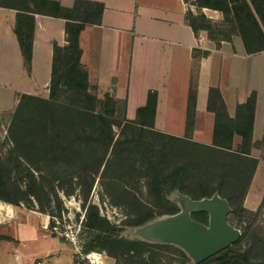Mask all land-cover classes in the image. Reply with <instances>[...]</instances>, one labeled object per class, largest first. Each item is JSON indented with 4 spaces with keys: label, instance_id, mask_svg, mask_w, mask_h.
<instances>
[{
    "label": "rangeland",
    "instance_id": "obj_1",
    "mask_svg": "<svg viewBox=\"0 0 264 264\" xmlns=\"http://www.w3.org/2000/svg\"><path fill=\"white\" fill-rule=\"evenodd\" d=\"M187 1L192 6L188 19L195 31L215 45L223 40L238 38L243 42V37L254 38L256 33L249 28L252 16L264 32V0H247L251 16L246 14L248 8L244 3L238 1ZM8 2L25 5L22 0ZM75 15L78 19L93 18L84 11ZM239 19L245 20L244 24ZM256 46L257 43L250 42L244 48L248 51ZM69 55L70 52L61 49L55 60L59 78L56 96L57 102L64 106L63 112L59 109L53 114L42 103L41 99L49 97L48 89H40L42 94H29L33 97L22 94L16 104L0 105L7 108L0 111V201L46 214L52 221L48 225L50 234L57 237L54 241L47 237L32 242V254L44 258L50 245L52 253L58 254L55 264H64L69 257L75 264H116V259L105 251L79 253L78 233L84 218L81 202L87 199L95 204L111 222L124 225L128 236L143 231L136 223L145 215H153L155 221L169 218L173 214L167 212L168 206L154 191L150 161L162 176L178 167L186 170L183 186L174 197L171 195L179 211L184 208L181 195L200 199L219 192L230 205L228 222L239 232L232 247L264 264V200L255 211L240 205L249 171L247 160L221 150L217 153L185 138L157 134L148 126L127 121L122 103H113L92 86L86 87L82 66H69L64 73ZM85 88L89 98L84 96ZM92 104L94 113L103 115L102 120L91 116L88 110L78 112ZM82 150L88 154L85 156ZM172 181L167 182L168 186ZM190 215L198 222H208L206 212ZM159 242L172 245L173 249L149 248L145 254L148 262L152 251L155 252L152 264L193 262L183 257V253H189L181 245ZM74 252L78 255L73 256Z\"/></svg>",
    "mask_w": 264,
    "mask_h": 264
},
{
    "label": "crops",
    "instance_id": "obj_2",
    "mask_svg": "<svg viewBox=\"0 0 264 264\" xmlns=\"http://www.w3.org/2000/svg\"><path fill=\"white\" fill-rule=\"evenodd\" d=\"M57 1L68 17L38 12L29 1L0 6V105L16 104L22 94H42L51 79L54 44H68L66 25L80 20L79 1L98 5L101 12L88 16L78 34L79 63L87 82L97 92L123 104L124 117L150 120L149 128L161 135L185 138L209 148L213 144L217 111L209 108V91L218 90L223 102L222 120L234 127L239 106L255 92L251 141L247 153L256 159L241 206L255 211L264 198V50L247 53L238 39L215 45L195 31L188 20L192 6L187 0H50ZM28 6L33 10V36L27 61L17 34L16 16ZM88 6V5H87ZM22 9V10H20ZM65 12V11H64ZM84 20V19H83ZM203 51L201 54H196ZM195 90L193 124L187 134L188 97ZM156 96L153 115L138 108ZM7 108L0 106V111ZM242 136L233 131L230 149L237 152ZM49 217L26 207L0 201V264H55L58 254L47 246L45 257L32 254V242L52 241ZM70 258V257H69ZM64 259V264H75Z\"/></svg>",
    "mask_w": 264,
    "mask_h": 264
},
{
    "label": "trees",
    "instance_id": "obj_3",
    "mask_svg": "<svg viewBox=\"0 0 264 264\" xmlns=\"http://www.w3.org/2000/svg\"><path fill=\"white\" fill-rule=\"evenodd\" d=\"M23 1H29L34 6V8L38 10V12L40 13L48 14L52 16L63 15L65 18H69L68 11L62 10V8L60 7L57 1H50V0H23ZM237 1L244 3L245 7L248 8L247 0H230L229 3H233V2L235 3ZM250 2H253V1L250 0ZM78 3L88 5L87 7L83 8L86 15H89L90 13H95V15H97L96 18H98L101 12V7H99L98 5L84 3L82 1H79ZM7 4H10L8 0H0V6H6ZM206 4L207 3H205L204 6H208ZM10 5L12 6L13 4L11 3ZM26 7L27 8L25 10L20 9L22 11L17 13V16H16L17 26L15 29V32L17 34L23 54L26 60L28 61L30 58V49H31L30 45H31V39L33 36L34 19H33V16L30 14V12H33V10L29 9L28 6ZM219 9L223 10L221 8ZM246 14L248 16H251V11L249 10V8L246 11ZM239 20L242 24H244L245 20H242V19H239ZM85 21L86 19L84 20L80 19L77 21L72 20V21L67 22L66 32H67L68 44L65 46L54 44L53 66H52V72H51V79L48 84L49 97L47 99H41L45 107H47V109H49L53 114H55V112L59 109L63 112V108H64L63 105H60L57 102V96H56L58 93V89H59V78L56 76L57 69L55 66L56 56L58 55V52L61 49L70 52V55L68 58V64L66 66L64 73L68 72L69 66L70 67L75 66V65L81 66V64L79 63V56H80L81 50L78 44V34L80 30L83 28ZM190 24L192 25L191 22ZM249 28H252L255 31L256 35L251 40L248 37L247 38L243 37V42L245 43L244 46L245 47L248 46V43L250 42L257 43V46L255 48L249 49L248 51L246 50V52L253 53V52L264 50V32L259 27V25L255 22V19H253V16H252V25L249 26ZM84 79H85V85L86 87H88L89 83L87 82L85 71H84ZM83 91H84V96L89 98L90 95H89L87 88H85ZM105 96L109 97L108 95H105ZM22 97H33V96L29 94H24ZM109 99L113 101V103H115V101L111 97H109ZM217 100L220 103L221 110L218 107ZM155 102H156L155 93L149 92L147 96L146 105L138 108L139 115L142 113L153 115V112L155 109ZM254 103H255V92H252L247 98V101L243 105L239 106V110L242 111L239 122L237 123L236 126L229 127L227 122H224L222 120V117L224 115V108H223V102L221 100L219 92L217 89L211 88L209 91L208 107L215 108L217 111V120L215 122L213 144L221 148L229 150L231 148L230 140H231L232 133L233 131H236L242 136V144H241L240 150H238L237 152H232V153L236 154L237 156L240 155L239 156L240 158L242 156L241 155L242 153H247L248 145L250 144V141H251ZM194 105H195V90H194V87L191 86V89L189 91V97H188V114H187V120H186L187 134H189L192 124H193V118H192L191 111ZM94 107L95 106L92 104L90 107L86 109L80 108L79 109L80 111L78 110V112L87 113V110H88L91 116L95 117L96 115L98 119L102 120L103 115L98 114V113L95 114ZM127 121H130L134 124H137L143 127H147V126L149 127V123H150V120H144V119H141L139 122H135L131 120H127ZM170 137H173V136H170ZM175 138H179V137H175ZM221 148L219 149L211 148V149H215L217 153H219V150L227 152ZM82 151L85 156L88 154L85 150H82ZM228 153H231V152H228ZM242 159L247 160L249 171H248V176L246 178L244 189L241 192V198L248 186L249 180L251 178L252 172L257 162L256 159L254 158L244 157ZM148 165L152 172L153 184L155 187L154 191L156 193L157 198L168 206V211H167L168 213L170 214L177 213L180 210L179 205L177 202L172 200L171 195L172 197H174L173 194H175L183 186V179H184V176L186 175V170L181 167H178V168H175L170 174L166 176H162L159 170L155 166H153L150 163V161L148 162ZM170 179H173V181L171 185L168 186L167 182ZM217 193L219 194V192ZM207 197H210V196H207ZM175 199L178 200L176 196H175ZM7 201L10 203H13L12 201H9V200ZM13 204L16 205V203H13ZM240 205H241V202H240ZM81 207L84 210V218H83V221L79 229V233H78L79 234V245H80L79 253L87 254L91 251L99 250V251H105L109 256L114 257L116 259V264H152L155 252L152 251L151 254H149V262H148V258L145 257V254L147 251H149V248L167 247L169 249H173L172 245H169L167 243H161L157 240L148 239L145 236H143V234L136 233V234H132V236L126 235L125 234L126 227L124 225L111 222L107 217L100 214L95 204L90 203L87 199H83V201L81 202ZM153 222H155L153 215L148 214V215L143 216L139 220V222L136 223V225L144 227ZM51 223L52 221H49V225H51ZM52 236H54V234H52ZM65 240L66 239L61 238V241H65ZM72 255L77 256L78 254L74 252L72 253ZM188 255L183 253V257H186V259L188 258V260L191 261L192 258ZM191 264H260V263L251 260L245 252L234 249L232 245H230L227 248L219 251L218 253L212 255L211 257L201 262L195 263L193 261Z\"/></svg>",
    "mask_w": 264,
    "mask_h": 264
},
{
    "label": "water",
    "instance_id": "obj_4",
    "mask_svg": "<svg viewBox=\"0 0 264 264\" xmlns=\"http://www.w3.org/2000/svg\"><path fill=\"white\" fill-rule=\"evenodd\" d=\"M45 88L48 89V85ZM179 199L184 202L181 211L144 226L143 231L136 233L148 239L181 245L195 263L227 248L239 238V232L228 222L230 205L225 198L215 193L200 199L181 195ZM191 212H206L207 224L194 220Z\"/></svg>",
    "mask_w": 264,
    "mask_h": 264
}]
</instances>
